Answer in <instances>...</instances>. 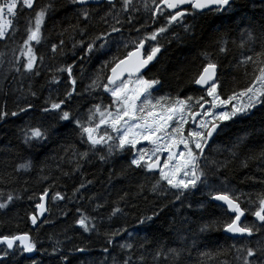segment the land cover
I'll list each match as a JSON object with an SVG mask.
<instances>
[{"label": "snow or ice", "instance_id": "obj_1", "mask_svg": "<svg viewBox=\"0 0 264 264\" xmlns=\"http://www.w3.org/2000/svg\"><path fill=\"white\" fill-rule=\"evenodd\" d=\"M101 2L105 5L103 14L97 11ZM67 4L72 6V12L77 19V23L71 27L79 33L81 39L76 41L73 38L72 48L79 47L84 51L81 60L85 56L105 52L106 46L116 41L114 34L117 33L121 34L120 40L126 52L123 56L114 55L111 60H105L99 72L91 79L85 91L94 93L102 89L110 96V100L104 103L101 99L100 103L92 104L82 117L74 115L68 107L74 96L81 95L74 75L75 64L56 67L48 83L60 85L61 77L56 73H66L64 79L67 86L63 97L57 95L53 98L50 90L49 96L44 98L39 109L43 114L40 121L35 124L26 123L20 130L23 143L30 148L43 146L57 134L55 130L58 122L74 125L80 143L87 146L84 151H72V157L76 158L74 171H79L82 167L81 161L88 160L90 155L98 156L104 162L117 154H126L129 159L125 171L138 170L142 174L150 175L154 180L150 189L152 193L167 195L171 192L176 200H186L189 195L199 191L205 197L199 203L201 210L222 209L221 214H213V219L201 224L200 231L222 230L231 237L241 239L228 249L218 250L217 258L234 251V264H264V190L254 195L246 193L230 186L226 178L220 179L218 175L238 156V150L246 144V139L239 137L233 142L229 157L224 160L218 161L209 155L211 145L230 127L228 122H236L238 117L252 115L255 109L264 111V0H251L250 4L251 9L259 10L260 18L257 20L253 17L248 20L244 17L248 22L240 25L237 46L241 51L235 66L243 69V74L247 77L245 85L225 91L222 74L218 69L221 66L220 56L229 53V40L220 36L213 49L202 51L201 65L190 80V83L199 86L200 94L188 95L184 99L154 96L153 90L158 91L156 86L161 80L155 76L146 79L147 72L143 70L151 71L149 65L157 60L162 49L160 39L165 34L178 38V34L170 33L174 26L182 28L185 33L192 32L197 14L206 16L212 13L223 17L238 10L237 0H151V6L148 0H141L139 4L135 0H67ZM59 6L57 0H0V41L15 39L19 27L14 25V21L24 9L30 10L25 18L19 56L10 61V67L4 74L5 80L13 72L21 79L40 75L37 64H43L44 56L38 54L37 46L45 42L46 21ZM141 8L149 13V18L137 27L134 23L137 20L135 14ZM97 15L105 26L104 30L90 33L89 26ZM189 16L193 18L192 24L187 22ZM160 17L165 20L163 24H158ZM124 24L131 25L130 31L139 35L125 40L122 36ZM156 24L158 26L152 27ZM145 27H152V30L143 31ZM63 34L60 33L61 36ZM149 41L154 43L145 48ZM64 47L63 39L59 43H52L50 51L54 54L53 58L57 53L63 55ZM119 48L120 46L118 51ZM105 70H109L110 74L106 75ZM17 91L24 93L22 87H18ZM29 96L37 97L30 84L27 94L23 96V105L18 104L11 111L6 104L0 107V120L30 113L36 105L28 101ZM165 154L166 157L162 159ZM250 160L259 161L260 171L264 172V147L258 153L246 157L242 166L248 167ZM69 162H72L71 159ZM31 168L32 163L29 160L16 165L15 171L28 172ZM212 176H216V181L210 179ZM250 178L256 180L255 177ZM40 179L43 181L49 177L41 176ZM258 182L264 184V178H260ZM91 183L81 181L73 196ZM53 188L54 185L46 186L38 196L33 193L28 197L33 200V196H37L33 211L28 214L33 228L50 222L46 216L50 212L47 201L54 204L72 199L66 193L52 191ZM138 188L140 191L137 194L142 195L144 185L140 184ZM127 196L128 193H125L121 200H125ZM19 199V194L9 191L5 195L0 189V211L7 210ZM103 206L98 203L96 210ZM77 211L80 214L75 225L83 233L98 235L97 218L79 209ZM123 214L124 209L117 204L111 209L109 219ZM246 214L255 219L246 222ZM158 215L159 212L153 211L152 215L138 217V224L149 225ZM105 235V246L101 249L103 255L98 264H146L145 253L151 256L152 264H180L181 249L160 245L154 251H149L146 243H140L137 248L136 243L128 239L120 242L118 237L133 236L127 227L116 228ZM39 243L28 232L0 234V264H14L21 256H25L29 264H38L33 254L48 252L47 249L39 248ZM60 244V241H55L49 254L59 255L63 264H67L68 257L63 254ZM116 247L120 249V255L113 254L112 249ZM74 251L87 253L89 249L76 246ZM220 264L230 262L220 261Z\"/></svg>", "mask_w": 264, "mask_h": 264}, {"label": "trees", "instance_id": "obj_2", "mask_svg": "<svg viewBox=\"0 0 264 264\" xmlns=\"http://www.w3.org/2000/svg\"><path fill=\"white\" fill-rule=\"evenodd\" d=\"M43 2V0H41ZM137 4L141 0H135ZM151 6V0H148ZM60 5L58 10L46 21L44 28L45 42L37 46L38 54L44 56L43 64H37L40 75L36 77H25L21 79L16 73H11L8 79H4V74L10 67V61L19 56V45L22 43L24 25L30 10L24 9L23 13L14 21V25L19 27L15 39L0 41V107L7 105L9 111L15 110L17 105L25 103L23 96L27 94L29 84L37 97H28V101L36 107L28 114H21L0 120V189L5 195L12 191L19 194L21 199L15 201L5 211H0V234H22L28 232L32 238L39 241L38 247L47 249L48 252L35 253L33 256L38 264H63L59 255H50L53 243L60 241L63 254L67 255V264H98L102 258V247L105 246L106 233L116 228L127 227L133 233L132 237H118L120 242L128 239L139 247L140 243H146L149 251H154L158 246L166 248H178L182 250L180 264H220V261H228L234 264V251L226 255L216 257V252L220 249H228L234 242H239L241 238H230L224 235L222 230L212 229L201 232V224L213 219V214H221L222 209L201 210L199 203L205 199L201 192L189 195L185 200H176L169 192L167 195L154 194L150 191L154 182L150 175L140 173L138 170L127 169L129 157L121 154L109 157L102 162L98 156L90 155L88 160L81 161L82 167L79 171H74L75 157L72 151H84L86 145L80 143L77 130L74 125L66 122H58L57 134L43 146L28 147L21 138L20 130L26 123H38L42 117L39 111L43 105L44 98L49 96L50 90L53 98L59 95L63 97L66 73H56L61 77L60 85L49 84L53 70L65 64H75L74 75L77 78L78 90L81 95L74 96L68 105L74 115L83 116L89 107L94 103H108L110 96L102 89L94 93L86 92L85 89L91 79L99 72L105 60H111L112 56H123L126 52L122 47L120 33L114 34L117 39L109 46L105 52H98L94 55L85 56L84 51L77 47L72 48L73 38L76 41L81 37L77 31H73L71 25L77 23L76 16L72 12V6L67 4V0H57ZM251 0H237L238 10L223 17L209 13L206 16L197 14L195 27L192 32L185 33L182 28L173 27L170 33L178 34V38H172L165 34L160 39L162 45L158 59L155 61L147 76H155L161 80L153 90L154 96H171L184 99L188 95H199L200 91L190 83L193 74L199 69L202 61L201 53L204 49H213L215 41L220 36H225L229 40V53L220 56V68L225 91L233 87L242 88L247 77L243 74V69L236 68V59L240 54L237 46L240 40V25L247 23L253 17L259 19V10L250 7ZM105 5L100 4L97 11L103 14ZM137 20L134 21L137 27L145 20H148L149 13L141 8L135 14ZM247 17L248 20H245ZM165 22L163 17L159 18L158 24ZM187 22L193 23V18L188 17ZM151 24V21H149ZM152 25V27L158 26ZM104 25L99 21L98 15L89 26L90 33H98L104 30ZM131 25L124 24L122 36L125 40L137 37L139 34L130 31ZM152 27H145L143 31H151ZM67 29V31H64ZM64 33L63 36L60 33ZM65 41L63 55L57 53L53 58L50 51L52 43ZM85 39H87L85 37ZM235 41L236 43H232ZM147 42L146 48L149 44ZM118 46H120L118 51ZM258 48V45H257ZM15 50V52L13 51ZM75 52V55L73 54ZM105 70V74H109ZM15 77V79H13ZM18 87L24 89V93L17 91ZM254 114L238 117L236 122H228L230 127L216 139L211 145L210 157L216 160H224L229 157V150L233 142L239 137L246 139V144L238 150V156L232 159L227 169H223L220 179H227L230 186L246 193L259 192L264 190V184L259 183L260 178H264V172L260 171V162L250 160L248 167L242 166V161L252 154L258 153L264 147V111L253 110ZM188 126H186L187 128ZM206 152L208 150L206 149ZM71 159L72 162H69ZM31 161L32 168L28 172H16V165L25 161ZM43 170V171H41ZM70 173L64 175L63 173ZM41 176L49 179L41 180ZM250 177H255L256 180ZM216 181V176L210 177ZM81 181L87 187L80 189L74 197L73 192L79 188ZM218 182V181H217ZM143 184L142 195L138 185ZM49 185H54L52 191L66 193L72 199L57 201L54 204L48 201L50 212L48 213L49 223L33 229L28 219V214L33 211L34 201L41 190ZM26 189V191H25ZM33 196V200L28 197ZM128 193L125 200L121 197ZM104 206L96 210L97 204ZM124 209L123 215H118L109 219L110 211L116 205ZM191 205V207H189ZM77 209L89 216L96 217V224L99 234L83 233L75 225L79 217ZM153 211L159 212L154 221L149 225L138 224V217L152 215ZM245 220V218H244ZM253 216L246 214V222L253 221ZM51 238V239H50ZM253 240L255 237L252 238ZM76 246H84L89 249L87 253L75 252ZM186 249V250H185ZM113 254L120 255L118 247L112 249ZM207 253L210 255H202ZM147 256L146 264H152L151 256ZM14 264H29L25 256L19 257Z\"/></svg>", "mask_w": 264, "mask_h": 264}, {"label": "water", "instance_id": "obj_3", "mask_svg": "<svg viewBox=\"0 0 264 264\" xmlns=\"http://www.w3.org/2000/svg\"><path fill=\"white\" fill-rule=\"evenodd\" d=\"M101 3H103V2H101ZM185 7H187V6H185ZM145 48H146V45H145ZM159 54H160V53H159ZM159 54H158V57H159ZM157 59H158V58H157ZM155 61H156V60H155ZM155 61H153L152 64L149 65V67H150L151 65H153V64L155 63ZM147 70H148V69H144L143 72H147ZM109 74H110V72H109ZM126 75H127V74H126ZM194 87H195L196 89H198L199 86L194 85ZM46 203H47V206H48V201H47ZM214 203H218V202H214ZM46 216H48V213H46ZM253 219H255V218L253 217ZM242 220H244V218H242ZM31 226H32V225H31ZM32 228H33V226H32ZM33 229H36V228H33ZM223 233H224V232H223ZM224 235H226L227 237H230V238H239V237H231L230 234H226V233H224ZM33 255H34V254H33Z\"/></svg>", "mask_w": 264, "mask_h": 264}, {"label": "rangeland", "instance_id": "obj_4", "mask_svg": "<svg viewBox=\"0 0 264 264\" xmlns=\"http://www.w3.org/2000/svg\"><path fill=\"white\" fill-rule=\"evenodd\" d=\"M165 157H166V154H165V156H164V157H162V159H163V158H165Z\"/></svg>", "mask_w": 264, "mask_h": 264}]
</instances>
